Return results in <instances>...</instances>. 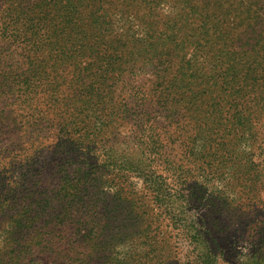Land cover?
Returning a JSON list of instances; mask_svg holds the SVG:
<instances>
[{"label":"trees","instance_id":"obj_1","mask_svg":"<svg viewBox=\"0 0 264 264\" xmlns=\"http://www.w3.org/2000/svg\"><path fill=\"white\" fill-rule=\"evenodd\" d=\"M101 2L0 0V264H43L34 257L44 253L60 264H126L116 249L125 240L145 250V264H177L149 233L161 217L187 245L184 264H223L217 201L264 185V143L246 128L264 117V98L236 77L249 75L250 46L257 58L264 50L227 38V18L206 14L198 28L185 13L171 21L169 30L186 24L183 38L161 39L167 22L154 21L131 42L107 26ZM227 5L254 22L264 14V0ZM226 25L216 58L217 43L187 36ZM145 71L152 78L137 82ZM196 122L211 136L199 138ZM247 146L255 153L242 154Z\"/></svg>","mask_w":264,"mask_h":264},{"label":"rangeland","instance_id":"obj_2","mask_svg":"<svg viewBox=\"0 0 264 264\" xmlns=\"http://www.w3.org/2000/svg\"><path fill=\"white\" fill-rule=\"evenodd\" d=\"M136 1L139 4H130L129 9L126 6L121 8V0H102L100 4H97L95 6V3H93L92 5L95 7L99 5L106 9L109 8L110 12L108 14H105V18L108 21L107 26L109 28L112 27V29L117 30L118 33H123L125 35V39L131 42L144 41L143 33L147 30L148 27L151 26L154 21H159V27L161 24L167 22V25L165 24V27L159 30L161 39L165 37L170 38L172 30L174 32L179 31L176 37L183 38L185 36H183V33L181 32H185L187 30L185 27L186 24L180 22L182 23L183 28L179 29L178 23L176 25L178 31L174 30L173 27H171L169 30L168 25H170L171 21H174L173 19L177 18L178 14L185 13L186 23L191 22L192 27L198 28L199 19H202V15L206 14L209 15L210 18H213L216 15H218V18H227V22L231 27L230 31L234 32V35H228L227 38H232L239 42H244L246 43V45L247 43H259L261 51L264 50V14H260V21L254 22L251 19H247L246 15L249 14H237V12L234 11L224 13L221 7L223 6L225 8H231L227 5V3H229L231 0ZM138 5L142 6L140 12H136V10L138 9ZM118 9H122L121 12H116ZM115 12L116 14H112ZM229 25L223 27V32L221 30V32H216L214 26L209 31V34H198L196 36L193 35L194 29H189L187 31V36L194 40H209V42L217 43L216 48L212 50V53L216 58L219 57V51L217 49L219 48L220 40H223V34L228 32ZM217 26L219 28L221 25L218 23ZM253 48H255L253 45L248 48V62H245L243 65V72L244 67H248L249 75H246L244 72V75H237L236 77L237 80L241 82V88L243 89V91H248L250 89V82H254L256 87H260L259 92L256 95L257 102H260L264 98V76H262V74L260 73V71H264V57L257 58L256 55L258 53H256ZM207 72L208 69H205L204 74H206ZM250 75L251 79L249 77ZM151 78V72L145 71L138 75V77H136V80L137 82H142L147 79L150 80ZM217 80L223 83L227 79L222 80V78H218ZM147 84L148 83H145V88L147 87ZM212 87H218L219 89L220 87L224 86L219 83L218 86L212 85ZM130 88L131 87H127L126 89ZM240 102L243 105L246 101L244 98H241ZM196 125V134L199 138L206 139L211 136L210 134H201L203 130H200V128L203 127V122H196ZM249 126H251V129L256 132L257 140L264 143V117H261L259 121L255 122L254 124L247 122L246 128H248ZM256 146L258 147V144H256ZM245 148L246 150H243L242 153L245 154V156L247 155V149L249 153H255V151L251 149V146H247ZM238 150H242V148H239ZM238 174L239 173L234 174V177H237ZM225 179H232L231 172L226 174ZM225 182H229V184L227 185L231 186L229 180H225ZM232 189H234V187ZM252 194L257 195L258 197L251 198L249 195ZM227 195L229 199H233L232 202H230L228 197L224 201L225 203L221 204V199L217 201L219 207L217 206L218 213L215 215V217H217L218 219L220 230L218 234L214 235V239H216L217 241L213 246L216 254L222 257L223 264H243L245 255H248L246 264H264V185L262 187L253 184L239 186L234 192H227ZM246 196H248L249 198L246 199ZM231 205H233L234 208L231 207ZM235 207H237V209ZM48 216L50 217L51 214L47 213L45 217ZM160 220L162 230H155V224H153L149 233L151 235L155 233L156 240L160 242V246L162 248L164 245L163 243H166L168 245L167 248H163V250L160 252L161 254L165 255L168 251H175V263L184 264L186 254L185 249L187 247L186 243L182 238L176 237L173 232L164 230L167 223L165 220H163L162 217ZM133 238L134 237H132L131 239ZM128 241L129 240L123 241V243L118 244L116 248L118 253L127 260L126 264H145V259L139 258V256H141L145 250H142L141 252L131 251L129 247L125 246V243H127ZM183 245L185 246V249L183 248ZM230 248L231 250H229ZM45 252H47V249H45ZM253 254H256V257H254V259L252 258ZM34 258L42 261L43 264H60L59 262L55 261L54 257L48 255L47 253L39 254ZM94 261L99 264H115L111 263L110 261L102 262L101 260L97 259H95Z\"/></svg>","mask_w":264,"mask_h":264}]
</instances>
